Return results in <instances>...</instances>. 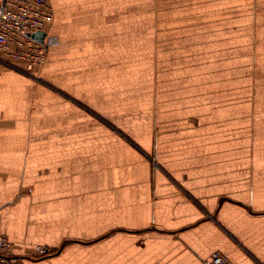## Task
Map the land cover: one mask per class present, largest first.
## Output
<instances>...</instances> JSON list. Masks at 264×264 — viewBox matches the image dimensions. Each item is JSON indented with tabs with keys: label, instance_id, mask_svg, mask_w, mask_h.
Returning a JSON list of instances; mask_svg holds the SVG:
<instances>
[{
	"label": "crops",
	"instance_id": "obj_1",
	"mask_svg": "<svg viewBox=\"0 0 264 264\" xmlns=\"http://www.w3.org/2000/svg\"><path fill=\"white\" fill-rule=\"evenodd\" d=\"M48 2L58 42L37 77L0 64V230L13 264H208L213 251L264 264V141L237 122L247 114L169 109L182 97L174 80L196 83L182 68L160 98L166 114H151L148 84L142 102L125 98L115 29L97 25L119 20L120 1ZM36 245L61 250L28 257Z\"/></svg>",
	"mask_w": 264,
	"mask_h": 264
},
{
	"label": "rangeland",
	"instance_id": "obj_2",
	"mask_svg": "<svg viewBox=\"0 0 264 264\" xmlns=\"http://www.w3.org/2000/svg\"><path fill=\"white\" fill-rule=\"evenodd\" d=\"M119 1V20H115L117 11H112L104 13L113 17L110 24L97 25L115 29L113 40L119 47L113 55L115 73L129 86L124 87L125 98L134 94L142 102L148 84L152 102L144 106L151 107V114H166L160 110V98H167V80L182 68L177 76L195 73L196 83L172 79L173 90L182 97L177 104L168 101L169 109L178 114H204L207 105L216 109L215 114H247L237 122L248 127L249 140L259 135V141L261 137L264 141V0ZM0 58L4 62L0 64L35 77L43 65L27 68ZM214 91L220 93L217 98ZM136 114L142 113L137 110ZM4 236L9 241L5 253L14 258L15 244ZM37 246L42 245L34 246L28 257H48L61 250L42 246L47 252L37 254Z\"/></svg>",
	"mask_w": 264,
	"mask_h": 264
},
{
	"label": "built area",
	"instance_id": "obj_3",
	"mask_svg": "<svg viewBox=\"0 0 264 264\" xmlns=\"http://www.w3.org/2000/svg\"><path fill=\"white\" fill-rule=\"evenodd\" d=\"M52 19L53 11L48 0H0L1 57L24 64L27 68L42 65L48 48L57 43L56 36L47 33ZM37 31L45 32L42 40L33 36ZM8 247L9 241L0 233V264L14 262V258L5 253ZM36 252L44 254L47 249L37 246ZM208 264H228V258L220 251H213Z\"/></svg>",
	"mask_w": 264,
	"mask_h": 264
},
{
	"label": "water",
	"instance_id": "obj_4",
	"mask_svg": "<svg viewBox=\"0 0 264 264\" xmlns=\"http://www.w3.org/2000/svg\"><path fill=\"white\" fill-rule=\"evenodd\" d=\"M45 35V32L43 31H37L33 33V36L39 40H42Z\"/></svg>",
	"mask_w": 264,
	"mask_h": 264
}]
</instances>
